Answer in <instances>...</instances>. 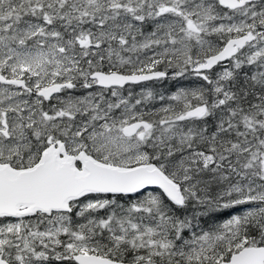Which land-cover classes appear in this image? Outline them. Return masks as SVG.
<instances>
[{"label": "snow or ice", "instance_id": "6c2138e0", "mask_svg": "<svg viewBox=\"0 0 264 264\" xmlns=\"http://www.w3.org/2000/svg\"><path fill=\"white\" fill-rule=\"evenodd\" d=\"M0 264H264V0H0Z\"/></svg>", "mask_w": 264, "mask_h": 264}]
</instances>
